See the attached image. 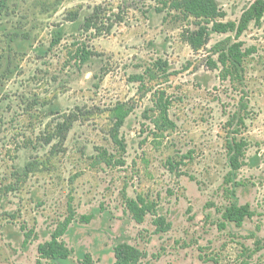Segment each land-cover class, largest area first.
<instances>
[{"label":"rangeland","instance_id":"1","mask_svg":"<svg viewBox=\"0 0 264 264\" xmlns=\"http://www.w3.org/2000/svg\"><path fill=\"white\" fill-rule=\"evenodd\" d=\"M175 1L0 0V264H115L123 243L140 264H264V16L194 51L186 35L204 21ZM216 1L239 25L256 0ZM235 42L243 78L224 79L216 46ZM118 104L131 112L116 141ZM139 198L156 210L142 224L127 207ZM233 203L254 216L226 222ZM68 220L69 257L42 258Z\"/></svg>","mask_w":264,"mask_h":264},{"label":"trees","instance_id":"2","mask_svg":"<svg viewBox=\"0 0 264 264\" xmlns=\"http://www.w3.org/2000/svg\"><path fill=\"white\" fill-rule=\"evenodd\" d=\"M173 8L182 12L183 14L194 17L195 19L204 21L194 31H189L186 35L187 43L192 47L194 51H199L205 47L210 40L212 33L227 34L236 32L237 36H240L247 30L252 22L259 23L264 16V0H256L251 8L246 11L240 21L239 25L234 22H224L225 17L223 11L220 9L216 0H176L173 3ZM74 21L77 19V15H74ZM98 13L86 18L84 28L87 31L92 29H98L100 22ZM212 25V27H210ZM61 35L59 34V40ZM58 40V43L60 42ZM57 41V40H56ZM218 60L215 66L220 64L222 66V77L224 79L237 80L243 78L244 72V59L247 56V51L243 50V44L241 42H235L230 44L220 43L216 48ZM75 56L80 59L81 62H86L91 57V52L84 48H78L75 51ZM131 109L126 104H118L113 109L114 128L112 137L118 141L119 131L125 124L127 117L129 116ZM162 119L167 124H171L168 117V108L162 106L161 108ZM74 121L70 118L64 123H58L56 130L60 135V140L63 142L66 139L68 132L71 129ZM245 142L237 143L230 147V165L232 172L237 173L244 165L242 161ZM29 170V167L28 169ZM127 207L132 214L133 219L142 224L144 218L148 214L155 215V205L146 203L142 198L138 200L128 199ZM254 216V212L249 205L239 206L233 203L224 213L223 219L226 222L235 223L240 226L247 219ZM87 221L88 218L84 217ZM156 225L159 231L165 232L169 230L170 224H166L164 218L156 219ZM69 224V220L61 225L53 235L50 242L43 244L39 247V254L44 259H50L52 261L64 260L69 257V250L62 243L59 242L60 237L66 231ZM145 257L144 253L138 248L127 244H119L116 247V261L115 264H140L141 260Z\"/></svg>","mask_w":264,"mask_h":264}]
</instances>
